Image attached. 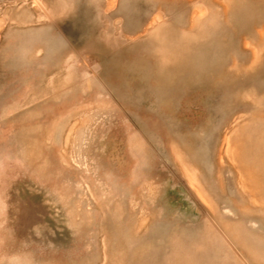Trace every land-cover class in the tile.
I'll list each match as a JSON object with an SVG mask.
<instances>
[{
  "label": "rangeland",
  "instance_id": "obj_1",
  "mask_svg": "<svg viewBox=\"0 0 264 264\" xmlns=\"http://www.w3.org/2000/svg\"><path fill=\"white\" fill-rule=\"evenodd\" d=\"M0 264H264V0H0Z\"/></svg>",
  "mask_w": 264,
  "mask_h": 264
}]
</instances>
